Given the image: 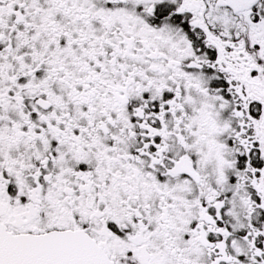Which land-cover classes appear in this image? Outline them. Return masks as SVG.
Segmentation results:
<instances>
[{"label": "snow or ice", "instance_id": "6c2138e0", "mask_svg": "<svg viewBox=\"0 0 264 264\" xmlns=\"http://www.w3.org/2000/svg\"><path fill=\"white\" fill-rule=\"evenodd\" d=\"M0 264H264V0H0Z\"/></svg>", "mask_w": 264, "mask_h": 264}]
</instances>
